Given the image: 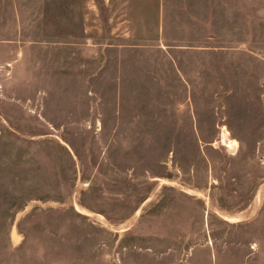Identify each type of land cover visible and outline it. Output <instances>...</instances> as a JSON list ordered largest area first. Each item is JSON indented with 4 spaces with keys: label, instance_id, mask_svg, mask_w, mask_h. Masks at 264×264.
I'll use <instances>...</instances> for the list:
<instances>
[{
    "label": "rangeland",
    "instance_id": "rangeland-1",
    "mask_svg": "<svg viewBox=\"0 0 264 264\" xmlns=\"http://www.w3.org/2000/svg\"><path fill=\"white\" fill-rule=\"evenodd\" d=\"M0 264H264V0H0Z\"/></svg>",
    "mask_w": 264,
    "mask_h": 264
},
{
    "label": "bare ground",
    "instance_id": "bare-ground-1",
    "mask_svg": "<svg viewBox=\"0 0 264 264\" xmlns=\"http://www.w3.org/2000/svg\"><path fill=\"white\" fill-rule=\"evenodd\" d=\"M235 145H236V143H235Z\"/></svg>",
    "mask_w": 264,
    "mask_h": 264
}]
</instances>
